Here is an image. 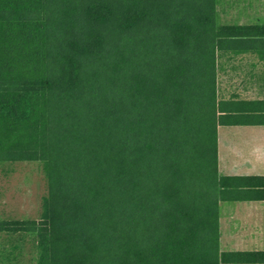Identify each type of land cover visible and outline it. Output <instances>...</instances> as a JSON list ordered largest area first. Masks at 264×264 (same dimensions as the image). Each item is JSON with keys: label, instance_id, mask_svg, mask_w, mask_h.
<instances>
[{"label": "trees", "instance_id": "1", "mask_svg": "<svg viewBox=\"0 0 264 264\" xmlns=\"http://www.w3.org/2000/svg\"><path fill=\"white\" fill-rule=\"evenodd\" d=\"M264 60V23L218 0H0V162L41 161L37 264H264L222 250L220 203L264 200L222 174L219 128L263 125L264 98L220 95L221 59Z\"/></svg>", "mask_w": 264, "mask_h": 264}, {"label": "rangeland", "instance_id": "2", "mask_svg": "<svg viewBox=\"0 0 264 264\" xmlns=\"http://www.w3.org/2000/svg\"><path fill=\"white\" fill-rule=\"evenodd\" d=\"M264 23V0H218L219 24ZM220 95L264 98V60L255 53L221 59ZM222 174H264V124L222 125ZM47 177L41 161L0 162V220L38 219ZM222 250H264V200L220 203ZM35 233H0V264H37Z\"/></svg>", "mask_w": 264, "mask_h": 264}, {"label": "crops", "instance_id": "3", "mask_svg": "<svg viewBox=\"0 0 264 264\" xmlns=\"http://www.w3.org/2000/svg\"><path fill=\"white\" fill-rule=\"evenodd\" d=\"M219 156H220V161H221L222 153H221V134L220 133H219ZM259 250H263V249H259Z\"/></svg>", "mask_w": 264, "mask_h": 264}]
</instances>
